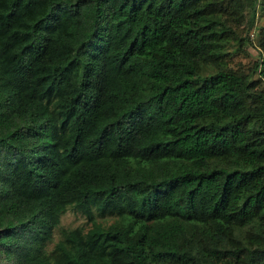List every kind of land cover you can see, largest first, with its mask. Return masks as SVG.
Masks as SVG:
<instances>
[{
	"label": "trees",
	"instance_id": "trees-1",
	"mask_svg": "<svg viewBox=\"0 0 264 264\" xmlns=\"http://www.w3.org/2000/svg\"><path fill=\"white\" fill-rule=\"evenodd\" d=\"M225 1L0 0V264H264V94L201 73Z\"/></svg>",
	"mask_w": 264,
	"mask_h": 264
},
{
	"label": "rangeland",
	"instance_id": "rangeland-1",
	"mask_svg": "<svg viewBox=\"0 0 264 264\" xmlns=\"http://www.w3.org/2000/svg\"><path fill=\"white\" fill-rule=\"evenodd\" d=\"M225 5L226 9L215 15L218 29H224L218 53L208 63L201 65V73L208 75L219 69H225L244 74L252 81V90L264 94V74L261 73L259 65L264 53V0H239L238 8L226 0ZM254 8L255 17L252 22L251 16ZM251 101L249 99V102ZM96 219L108 225L117 218L112 215L97 214ZM77 227L87 230L91 227V222L82 211L71 206L63 213L60 225L54 230L49 248L61 239L63 229ZM2 260L10 264L8 260Z\"/></svg>",
	"mask_w": 264,
	"mask_h": 264
}]
</instances>
